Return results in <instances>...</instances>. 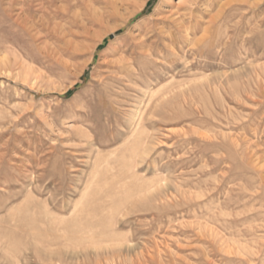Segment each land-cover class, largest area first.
<instances>
[{"label": "rangeland", "instance_id": "obj_1", "mask_svg": "<svg viewBox=\"0 0 264 264\" xmlns=\"http://www.w3.org/2000/svg\"><path fill=\"white\" fill-rule=\"evenodd\" d=\"M67 1L0 0V264H264V0Z\"/></svg>", "mask_w": 264, "mask_h": 264}, {"label": "bare ground", "instance_id": "obj_2", "mask_svg": "<svg viewBox=\"0 0 264 264\" xmlns=\"http://www.w3.org/2000/svg\"><path fill=\"white\" fill-rule=\"evenodd\" d=\"M67 1V0H66ZM76 1V0H74ZM73 1V2H74ZM42 2V1H41ZM68 2V1H67ZM43 3V2H42ZM76 3V2H74ZM89 3V2H88ZM22 4V3H21ZM66 4V3H65ZM122 4V3H121ZM55 6V5H54ZM64 6V5H63ZM53 7V6H51ZM73 7V6H72ZM46 8V7H45ZM67 8V7H66ZM65 8V10H66ZM119 6L118 4H114L112 10H113V13L117 14L119 13ZM58 10V9H57ZM64 10V9H63ZM35 11V10H34ZM67 11V10H66ZM139 10H134L132 11L131 13L128 14L127 17L123 16L122 18H124L123 22L121 24H115L113 26H109L106 28L105 32L103 33H99L98 35V39H99V44L102 43L105 39V37L108 35V34H112V33H116V31H118L119 29H121L122 27H124L127 22L129 21L130 18H132L133 16H135L137 13H138ZM50 12V11H49ZM62 13V12H61ZM94 13H97V12H94ZM99 13V12H98ZM101 13V12H100ZM103 13V12H102ZM110 13V12H109ZM23 14V13H22ZM73 14V13H72ZM78 14V13H77ZM48 15V14H47ZM51 15V14H50ZM60 15V12L56 11V9L54 10V15H52L54 18L58 17ZM62 15V14H61ZM51 16V17H52ZM63 16V15H62ZM111 15H109L110 17ZM61 17V16H60ZM96 20L98 22H104V21H107L105 20V16L104 15H96L95 16ZM21 21L23 22V24H25L23 27H25V31L30 35V36H34L35 38H39V36H42L41 34L44 33V30L46 31H49L50 32H56L57 31V27L59 26L58 24H54L52 25L51 22L52 20L50 21V17H45V15H36L35 17H33L31 20L30 19H25V18H21ZM173 21V22H172ZM105 23V22H104ZM162 25H175L176 29H180L181 26L180 24H178V22L176 20H174L173 18L171 19L170 17H166L164 20H162V22H160ZM19 24V23H18ZM103 25V24H102ZM63 26V25H62ZM157 27V26H156ZM62 28V27H61ZM174 28V27H173ZM136 29V28H135ZM175 29V30H176ZM63 30V29H62ZM184 30V29H183ZM54 32V33H55ZM176 32V31H175ZM62 35V34H61ZM130 35V40L126 43V44H122V42H117V40H114L112 41L110 44H109V48L111 49L109 52V54L112 56V61H110L109 63V68H112L113 70H115V72L113 74H120V73H125V72H128L131 68H134L135 66V60L138 58V57H151L154 55L153 51H152V48L149 46L150 45V41L152 39H168L169 36L172 37V39L174 38L172 35H170V33H168L164 27L162 28H148L147 27H143V28H139L138 29V32H134L131 31V33L129 34ZM58 36V35H57ZM60 36V35H59ZM37 38V40H38ZM122 41V40H121ZM163 42V41H162ZM70 43L72 44V42L70 41ZM156 43V42H155ZM159 43H160V40H159ZM68 43H66L67 45ZM155 45V44H154ZM157 47V46H155ZM45 48V47H43ZM74 48V47H73ZM77 48V47H76ZM159 48V47H158ZM161 48V47H160ZM156 49V48H155ZM72 50V49H71ZM145 51V52H144ZM162 51V50H161ZM158 52V50H157ZM105 55V54H104ZM144 72V71H143ZM145 73V72H144ZM112 74V75H113ZM231 74V73H230ZM123 75V74H122ZM128 75V74H127ZM224 75V74H223ZM227 75V74H226ZM119 76V75H118ZM133 76V75H132ZM131 76V77H132ZM128 78V77H127ZM137 78V77H136ZM114 79V78H113ZM122 79V78H121ZM130 80V79H129ZM142 82V81H141ZM129 83V82H128ZM131 83V82H130ZM137 83V82H136ZM203 83V82H202ZM133 84V83H132ZM204 84V83H203ZM210 84V83H209ZM138 85V84H137ZM144 85V84H143ZM202 87V86H201ZM107 91V90H106ZM147 94V93H146ZM174 94V93H173ZM166 98V97H165ZM166 100H169V99H166ZM222 100V99H221ZM163 102V101H162ZM165 102V101H164ZM238 102V101H237ZM166 103V102H165ZM184 103V102H183ZM160 105V104H159ZM140 106V105H139ZM165 106V105H164ZM140 112V111H139ZM138 112V113H139ZM154 113V112H153ZM156 113V112H155ZM145 117V116H143ZM152 117V116H151ZM142 118V117H141ZM139 119V118H138ZM143 122V121H141ZM221 125V124H220ZM136 127V126H135ZM132 128V127H131ZM133 131V130H132ZM126 138V137H125ZM152 138V137H151ZM153 139V138H152ZM151 142V140H150ZM152 144V143H151ZM151 146V145H150ZM147 148V147H146ZM146 150V149H145ZM146 151H149L148 149ZM141 153V152H140ZM145 153V152H144ZM145 156V155H144ZM140 167V166H139ZM137 168V167H136ZM134 173V172H133ZM128 180V179H127ZM146 183V182H145ZM167 185V184H166ZM171 186V185H170ZM150 187V186H149ZM160 187V185H159ZM168 189L169 188V185L166 186V187H162L157 189V190H152V192H150L149 195H147L146 197L148 198H155V199H159L161 193H165V189ZM171 188V187H170ZM147 189V187H146ZM145 189V191H146ZM148 189H151V188H148ZM147 189V190H148ZM172 189V188H171ZM141 192L142 189H141ZM181 192V191H180ZM146 193V192H145ZM149 193V192H147ZM160 194V195H159ZM139 196V195H138ZM166 196V195H165ZM164 196V197H165ZM171 196V195H170ZM140 197V196H139ZM163 198V197H162ZM143 199V198H142ZM139 200V199H138ZM152 200V199H150ZM142 201V200H141ZM153 201V200H152ZM159 201V200H158ZM161 202V200H160ZM141 204V203H140ZM183 204V203H182ZM168 207V206H167ZM45 208V207H44ZM46 210V209H45ZM48 211V210H47ZM144 211V210H143ZM66 213V212H64ZM51 215V214H50ZM53 219V218H52ZM55 220V218L53 219ZM52 221V220H50ZM131 236V235H130ZM75 239V238H73ZM46 242V241H45ZM77 243V242H76ZM124 244V242H123ZM126 244V248L128 249V251L131 249H133V247H130L128 245V243H125ZM124 244V245H125ZM43 245V244H42ZM41 245V246H42ZM46 245V244H45ZM37 246V244H36ZM55 246V245H54ZM110 247V246H109ZM120 247V246H119ZM125 247V246H123ZM121 247V248H123ZM96 248V247H95ZM118 248V246H117ZM42 249V248H41ZM111 249V248H110ZM125 249V248H124ZM65 250V249H63ZM93 250V249H92ZM120 250V249H119ZM134 250V249H133ZM97 251V250H96ZM125 251H127L125 249ZM135 251V250H134ZM163 253V252H162ZM74 254V253H73ZM78 254V253H76ZM58 256V254H56ZM71 255V254H70ZM77 258V256H76ZM168 264V263H167Z\"/></svg>", "mask_w": 264, "mask_h": 264}]
</instances>
